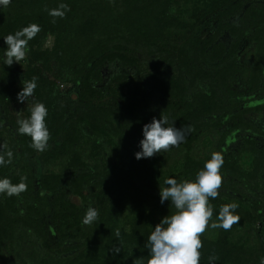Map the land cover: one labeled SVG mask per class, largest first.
Returning <instances> with one entry per match:
<instances>
[{
  "label": "rangeland",
  "instance_id": "1",
  "mask_svg": "<svg viewBox=\"0 0 264 264\" xmlns=\"http://www.w3.org/2000/svg\"><path fill=\"white\" fill-rule=\"evenodd\" d=\"M121 1L63 0L62 2L67 5L75 4L76 9L71 12L72 15L67 10L68 12L66 11L63 17L53 19L55 20L54 24H56V27L54 26L55 31L44 30V35L38 42L41 53L38 54L37 52L34 53V50H29L21 63L14 62L11 66L4 65L0 59V86L9 87V96L7 95L8 98L0 108V145L5 146L0 155H4L8 149L13 152V159L9 164L13 166V169H9V171L6 169V177L8 178L13 171L20 172L24 167L26 170H30L35 181L38 180L36 177L40 173L63 171V157L57 159L50 156L49 159H45V150L43 152L35 150L28 156L20 154L22 147L19 140L21 135L16 132L17 120L29 116L31 107L27 101L20 103L17 100V93L23 87V79H36L38 87L34 89L33 93L35 102H40L38 100L39 94L42 95L43 93V97L48 94L50 99L58 101V104L65 107V111L69 115L71 113L70 104L75 108L77 102L81 101L79 96L84 76L80 71H87L97 60L103 58L97 67L99 74H96L92 81L96 84L95 88L104 91V96H95L91 100L92 104L88 105L89 113L101 119L103 132L94 133L86 122H82L80 136L83 135V137H79L75 145L76 150L84 154V160L87 164L85 169L91 173V176L89 175L90 181L82 185L79 194H75L73 192L74 187L70 185L69 173L63 171L65 175L59 187L47 195L45 193L46 196L44 193L39 197L37 196L38 186H35L36 189L29 194L30 197L22 198L19 196L16 215L20 219L14 226L10 238L0 239V263L79 264L78 254L84 246L83 234L90 229V225L82 223L83 215L90 205L97 209L96 193L101 189V180L106 178L108 170L117 162L124 169L131 163L132 156L137 150L135 141L137 142L138 134L141 132L138 129L140 128L139 120L145 117L151 121L153 117L159 119L163 114L169 118L170 124L173 121L176 122L183 112L186 114L183 105L187 103L184 101L190 98L187 95H194L200 90L208 92L211 86L217 85L211 81L213 78L217 80L219 77V81L222 83L224 77L221 75H226L229 78L230 92H222L216 88L222 98L220 103L222 105L233 103L231 112L240 114L247 123L246 126L241 127L233 124V119L228 120L226 113L223 114L220 111L214 114H205L200 120L202 123H198L196 128H190L188 124L194 125L197 120L188 118L185 125L179 124L176 127L183 128L186 133L185 136H192L191 150H188L185 141H183L166 152L157 153L147 158V162L154 161L152 170H150V179H161L162 182L164 178L169 176L175 177L178 182L184 179H195V175L187 176L182 173L187 157L190 156L204 165L214 151L221 152L224 159L227 156L231 158L239 166V172H256L254 177L249 179L239 176L240 173L238 174V172L222 175V185L218 190L219 195L215 199L209 198V203L213 205V216L209 223L216 220L214 208H217L221 201L236 203L241 207L246 206L252 214L253 220L238 222L236 227L232 228L231 236L232 240L246 243L252 247L256 253L251 257V261L253 264H259L260 258L264 257V248H262L264 246V28L260 31V28L264 27V23L255 29L254 25H248V21L255 20V17L251 16L253 8H259L264 13V0H239L240 3L236 5L240 7L239 9L235 8V11L229 10V8H233V0H170L168 13H171L180 23L176 22L175 25L168 26L162 31L159 44L154 47V53L160 49L163 50L162 53L165 56L163 57L164 62L157 61L156 69L150 67L156 55L149 52V47L151 48L155 44L154 41L157 40V37L153 36L152 29L150 33L141 31L144 36L148 34L149 37L153 36L156 40L152 42L150 38V45H146L147 47L142 53L136 54L140 66H126L124 59L111 54L108 55L107 51H102L99 56L91 54L90 57H86L85 50L75 47L74 43L65 52V59L58 57L57 52L60 48L56 46L58 44L57 34L60 30H65L69 22L75 23V20L88 22L89 19H94L93 26H96L97 35H100V33L102 34V27L109 31L114 25H118L114 19L117 15H121L125 9L124 1ZM136 1L138 4L147 2V0ZM148 1L150 2V0ZM221 1L222 4L212 8L214 4ZM95 2L103 7L100 13L95 9ZM18 5L20 4L16 2V6ZM113 5H116L118 9L108 12L106 8ZM7 9H10V4L5 8H0V17ZM30 9V7L18 9L20 17L22 16V22L26 18L22 14L25 15ZM141 11L143 10L139 11V17L143 19L145 13ZM260 16L263 15L260 14ZM51 18L53 17L51 16ZM234 20L238 21V25L242 24L243 27L237 28L233 33V26L231 27L229 24L233 23ZM22 22L15 25V31L20 28ZM37 22L39 21L37 20ZM155 24L157 25V21L153 20V25L155 26ZM221 24H223L222 27H220ZM6 28L3 26L0 29V58L3 57L5 47H7L3 37L12 33V30L9 29L7 31L9 33L2 35ZM230 28L232 32H229ZM242 28L246 32L237 38L236 34L242 32ZM193 39L197 42L195 48L192 45ZM235 39L239 40L237 45L233 46ZM188 42H190L189 46L186 45L184 48L186 49L185 55L193 54L194 50L198 51L196 50L198 46L207 43L206 50L203 51L201 57L202 61L199 64L202 78L195 79L193 82L191 76L185 73L188 81L186 83L187 89L183 94L176 96L173 95L176 93L172 89L165 92L161 87H159L160 89L155 88V84L159 83L157 77H163L157 73L163 70L170 75L178 71L177 48ZM122 43L125 45L124 39L117 38L110 44L111 46L116 44L114 49L116 50L118 46H123ZM180 44L182 45L179 46ZM220 51H223L224 56L229 55L228 72L223 70L224 65L221 60L213 55L216 52L219 54ZM211 54L214 58L211 57ZM257 58H261L262 61L260 67L255 71L253 68ZM136 68L137 73H135ZM150 70L153 74H150ZM125 74L130 75V85L125 84L111 94L108 87L116 85L113 84L114 81L112 82V80L115 76H119L121 79ZM136 87L138 90L135 89ZM129 92L136 94L135 96L139 100L141 99L140 103H135L136 106L131 107L132 110H136V113H130L128 110L126 112L119 111L118 114L105 117L103 110H116V105L120 106L124 101L120 93L128 94ZM120 113H124V115L121 116ZM132 116H139V118ZM95 138L98 140L95 141ZM94 143L98 147L92 151L91 147ZM51 145L53 146V143ZM147 184L148 186L144 188L147 191L143 194V205L146 206L149 217L154 221L159 218L161 213L165 212V208L160 203V190L151 189L149 179ZM56 195L64 197L63 202L65 203L69 202L71 198L74 199L76 213L79 214L81 221L82 235L70 229L61 231L59 226L57 227L60 218L57 219L56 223L52 220L56 210L53 205V199ZM33 202L36 204V210L34 206L27 207L28 203ZM59 206L60 204H58ZM133 206L135 205L132 203L122 206L115 221L127 231L131 227L130 222L135 214ZM31 213L34 216L30 219L42 223L43 230L39 228L34 230L23 221L22 218H29ZM217 229L206 228L201 235L215 237ZM118 241L114 238L113 242ZM139 244L136 247L130 246V248L137 250ZM119 245H122L121 242Z\"/></svg>",
  "mask_w": 264,
  "mask_h": 264
},
{
  "label": "trees",
  "instance_id": "2",
  "mask_svg": "<svg viewBox=\"0 0 264 264\" xmlns=\"http://www.w3.org/2000/svg\"><path fill=\"white\" fill-rule=\"evenodd\" d=\"M62 1L63 0H11L10 9H7V11H5L0 17V29H2L3 26L7 27L2 32V35L9 33L7 32L9 29H11L12 33H14L15 25L18 22H22V16L20 17V12L18 9H22L23 7H30L31 9L26 12L25 15L22 14L23 16H26V18L21 23L20 28L30 23H35L37 25L40 24V32L37 33V35L28 42V46L30 51L34 50V53H41L39 50L38 42L44 35V30L55 31L56 27V24H54L55 22H53L54 18H51V16L48 14V9L58 7L60 3H63ZM122 1H124L123 4L125 9L123 12H121V15H117V17L114 19V22L118 25H114L113 28L109 29V31L106 30L105 27H102V34H98L99 36L97 35V30L95 29L96 26H93V23H95L94 19H89L90 21L88 22H79V20H75V23L69 22L67 28L65 30H60L57 34L58 44L56 46L60 48V50L57 52L58 57L60 59H65V52L74 43L75 47H79V49L83 48L85 50L86 57H90L91 54L99 56L102 51H107L108 55L111 54L120 59H124L126 66H140V61L137 59L136 54L138 52L142 53L143 50L147 47L146 45H150L151 40L153 42L154 40H156L154 37H157V40L154 41L155 44L151 48L149 47V52L153 55H156L152 60L150 67L156 69L155 66L157 65V61H159L160 63L164 62L163 57L165 55L162 53L163 50L160 49L158 52L154 53V47L155 45L159 44V40L162 36V31L165 30L168 26L175 25L176 22H179L173 15H171V13H168L170 0H150V2L147 0V2L144 4H138L136 0ZM222 1L214 4L212 8H216L218 5L222 4ZM16 2L20 5L16 6ZM233 2V8H229V10L233 9V11H235V8L239 9L240 6L236 4H239L240 2L239 0H233ZM68 6L69 12H67L72 15L71 12L76 9V5L68 4ZM95 6L97 12L100 13L101 8L103 9V7H101L98 2H95ZM106 9L108 12H112L118 9V7H116V5H113L112 7H107ZM140 10H143L141 12L145 13V18L143 19H140L139 17ZM260 14H262L263 16H260ZM251 16L255 17V20L248 21V25H254L255 29L257 28V26H260L262 23H264V13L261 12V9L253 8ZM37 20L40 23L37 22ZM153 20L157 21V25H153ZM222 26L223 24H221L220 27ZM229 26H233V33L237 28L243 27L242 24L238 25V21L236 22L235 20L233 21V23L229 24ZM263 28L264 27H261L260 31ZM151 29L154 37H149L148 34H145L144 36V34L141 33V31H143V33H150ZM244 30L245 29L242 28V32L236 34V37L240 38L241 35L246 32ZM229 32H232L231 28ZM117 38H120L121 40L124 39V43L126 46L122 43V45L125 47L118 46L116 50H114L116 44L111 46L110 43ZM238 40L239 39H235L233 46L237 45ZM192 43L191 44L194 45L195 48L197 42L193 39ZM189 44L190 42L184 45L180 44L179 46L182 45L181 47L183 49H180L181 47L177 48V64L179 68L178 71L175 74L170 75H168L167 72L165 73V71L163 70L157 73V75H163V77H157L159 83L155 84V88L160 89L159 87H161L165 92L170 91L169 89H172L176 93L173 95L176 96L177 94H183L187 89L186 83H188V81L186 80L185 73H188L191 76L193 82L195 81V79L202 78L199 64L202 61L201 57L204 53L203 51L206 50L207 43H202L200 47L198 46L196 48V50L198 51H195L193 49V54L185 55L186 49L184 48H186V45L189 46ZM110 47L111 49L109 50ZM213 55L221 60L224 65L223 70L228 72V68L230 65L228 63L229 55L224 56L223 51H220L219 54H217L216 52ZM213 55L211 56L212 58H214ZM102 60L103 58L97 60V62H95L93 66L87 71H80V73H83L84 76L81 83L79 96L81 101L77 102V106H75V108L70 104L71 113L69 115H67V112L65 111L66 108L58 104V101L56 102L52 98L50 99L48 97V94L44 95L43 97L42 93V95L39 94L38 97V100L40 102H43L48 109V115L46 116L45 120L50 136L48 146L46 147L44 152L45 159H49L50 156L57 159H61V157H63L62 159L64 160V162L62 165V169L63 171H67L69 173L70 185L74 187L73 192L75 194H79L82 185L84 183H88L91 179L89 178V175L91 176V173L88 172L87 169H85L87 164L84 160V154L76 150L75 147L76 143L79 140V137H83V135L80 136L81 123L86 122L94 133L103 132L104 129L102 127V122L100 121L101 119L93 116L88 111V105L92 104V98H94L95 96L97 97L98 95L99 97H101L102 95L104 96V91L102 89L95 88L96 84H94V82L92 81V79H94V76H96V74H99L97 67L100 65ZM225 60L227 61L225 62ZM261 61V58H257L256 64L253 68L255 71L258 67H260ZM137 72L138 71L136 68L135 73ZM150 74H153L151 70ZM222 76L224 77L222 79V83L221 81H219V77L217 78V80L214 78L211 80L213 84L216 83L217 85L211 86L208 92L200 90L194 95H187V97L190 98L184 101L187 103L183 105L184 110L186 109V114H184V112L181 114L179 120L175 122V126H178L179 124L185 125L188 118H194L195 120H197V122L194 125L192 123H189L188 126L190 128H196L198 126V123H202L200 120L205 114H214L219 111L223 114L226 113L228 120L233 119V124L240 125L241 127L246 126L247 123L243 120L240 114L231 112L233 103H229L227 105H222V103H220V101H222V98L221 96H219L216 88L222 92H230L228 84L229 78L226 75H221V77ZM112 82L116 85L108 87L111 94L113 91H117L125 84L130 85V75L125 74L121 79L119 76H115ZM135 89L138 90V87H136ZM8 90L9 87L0 86V108L9 96ZM120 94V96L124 98L123 104H121L120 106L116 105V110H103L105 117L112 114H118L119 111L126 112L128 110V112L130 113H136V110H132L131 107L136 106L135 103H140L141 99L139 100L138 98H136V94H133L131 92H129L128 94ZM120 115L123 116L124 113H120ZM132 117L139 118V116ZM144 118L139 120L140 128L138 129H140L141 132L138 134L137 142L135 141L137 145L136 151L139 150V141L142 139L143 125L150 122L148 118ZM96 140L98 139L95 138V141ZM184 141L185 146L190 151L191 143L193 141L192 136H185ZM19 143H21L22 147L20 152L22 156H28L35 151V149L30 146L31 138L29 136H21ZM51 143H53V146L51 145ZM97 147L98 146L94 143V145L91 147L92 151H95ZM132 157V161L128 166H126V169H124L122 165H119L120 163L118 164L117 162L116 165L108 170L106 178H104V180H101V189H99L96 193L98 218L90 225V229L88 230V232H85L83 234V231L81 230V221L79 219V214L76 213L77 211L74 199L71 198L69 202L65 203L63 202L64 197H61L60 195H56V197L54 196L53 205L56 210L54 212L55 214H53L52 220L54 221V223H56L57 219L60 218V223H58L59 225H57V227L59 226L61 231L70 229L75 233L77 232L78 234H83L84 246L81 248V251L78 254L79 264H134V262H138V264H147L149 253L148 249L145 247V244L147 242L148 236L150 235V232L164 216L171 215L175 211L174 207L169 206L170 202L165 201L164 204H161L165 208V212L161 213L159 218L154 221L149 217L148 210L146 206L143 205V194H145L147 191L144 188L148 186L147 180L149 179L151 189L160 190L159 184L162 183V180L156 178L150 179V170H152V164L154 165V161L148 163L147 158L137 160L134 154ZM9 166V164L0 166V177H6V169H8V171L9 169H13V166ZM202 167L203 165L200 161L192 159L189 156L187 157V160L183 165L182 173L187 176H191L192 174L193 176ZM238 167L239 166L236 165V163L227 156L224 159V163L220 169L221 175H228V173L231 174L234 172H238V174L240 173L239 176L241 175L244 178L249 179L254 177V175L256 174V172L254 171L239 172ZM63 171L59 170L58 172L49 171L47 173H40L36 177L38 178V180L35 181L30 170H26V168L24 167L20 172L13 171L9 178L12 183H18L20 182L22 177L25 178L27 189L20 194L22 198L30 197L29 194L36 189L35 186L39 187L38 192H36L37 196L39 197L42 195V193H44V196H46L47 193H51L59 187L65 175ZM18 198L19 196H0L1 240L10 238L12 232L14 231V226L20 219L19 216L16 215ZM34 202H36V200H34ZM34 202L31 203L32 205L28 203L27 207H35L36 204ZM129 203L135 205L133 206L135 214L132 216L130 222L131 227L127 231L126 229L121 228V225L115 221L117 219V215L121 212L122 206ZM226 203L224 201H221L217 205V208H214V214L216 216L218 215L220 206ZM58 204H60L59 207ZM32 214L33 213H31V216L29 218H22L23 221L28 223L34 230L38 228L40 230H43L44 226L42 223L30 219L34 216ZM234 214L240 217L239 222L242 220L245 222L253 220V216L249 212V210H247L246 206H238ZM236 225L237 223L233 224L229 230L218 228L216 236L212 238L205 237L203 235L200 236L203 244V247L200 249V264H209V257H216V264H253V261H251V257H253V255L256 253L255 250L252 247L248 246V244L246 243H239L232 240V228H234V226L236 227ZM117 229L120 230L119 238L116 237ZM114 238L118 239L119 241L113 242ZM119 242H121L122 245H119ZM137 244H139L136 248L137 250L130 248V246L136 247ZM117 247H119L120 249L119 252L115 250ZM262 248H264V246H262ZM3 264L8 263L4 262Z\"/></svg>",
  "mask_w": 264,
  "mask_h": 264
},
{
  "label": "clouds",
  "instance_id": "3",
  "mask_svg": "<svg viewBox=\"0 0 264 264\" xmlns=\"http://www.w3.org/2000/svg\"><path fill=\"white\" fill-rule=\"evenodd\" d=\"M10 3L11 0H0V8H5ZM68 9L66 3H60L58 7L48 9V14L53 18L63 17ZM39 32L40 26L30 23L4 36L7 47L0 58L3 64L11 66L14 62L21 63L30 50L28 42ZM22 85L17 93V100L31 104L30 115L17 120L16 132L21 136H29L30 146L38 152H43L48 146L50 136L45 120L48 109L43 102L34 101L33 93L37 87L35 78L23 79ZM185 134V130L176 127L175 122L170 124L166 115L161 114L159 119L153 117L143 125L142 139L139 141V150L134 154L135 158H150L157 153L166 152L181 144ZM4 148V145H0V152ZM12 159L13 152L8 149L4 155H0V166L10 164ZM223 163V154L214 151L210 159L197 171L195 179L178 182L175 177L169 176L159 184L160 203L169 201V206L174 207L175 211L164 216L150 232L145 244L149 253L147 264H200V249L203 247L200 236L206 228L229 230L233 224L239 222L240 217L234 214L238 205L226 203L220 206L216 220L209 223L213 216V205L209 203V198L215 199L219 195L218 190L222 185L220 169ZM26 189L24 177L18 183H12L8 177H0V196L18 197ZM97 218L98 210L90 205L83 215L82 223L91 225ZM116 237H120L119 229L116 230ZM115 250L119 252L120 249L117 247ZM216 259L209 257V264H216ZM259 264H264V257L260 258Z\"/></svg>",
  "mask_w": 264,
  "mask_h": 264
}]
</instances>
